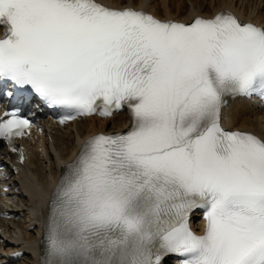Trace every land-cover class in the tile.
Listing matches in <instances>:
<instances>
[{"label":"snow or ice","instance_id":"obj_1","mask_svg":"<svg viewBox=\"0 0 264 264\" xmlns=\"http://www.w3.org/2000/svg\"><path fill=\"white\" fill-rule=\"evenodd\" d=\"M0 24V79L67 110L60 123L124 108L133 121L67 167L42 264H264V136L223 126L228 97L264 98V24L228 11L162 21L97 0H0ZM4 116L9 144L31 127Z\"/></svg>","mask_w":264,"mask_h":264},{"label":"bare ground","instance_id":"obj_2","mask_svg":"<svg viewBox=\"0 0 264 264\" xmlns=\"http://www.w3.org/2000/svg\"><path fill=\"white\" fill-rule=\"evenodd\" d=\"M113 6H124L125 4L145 7L156 15L168 19L174 18L178 20H190L196 15L212 16L216 11L222 8H231L241 14L243 18L253 21L264 20V0H104ZM225 123L231 128H242L252 130L264 136V109L257 108L248 101H235L230 104L225 114ZM125 114L115 115L111 119H100L97 117L86 118L79 122H75L70 126V130L61 134V140L56 147L59 156L55 157L46 148V159L48 163H44L43 159L41 168L35 171L34 176L25 185L24 193L19 196L23 205H12L11 208L20 211L19 219L5 221L9 219H0V233L3 234L2 243L6 240H14L15 236L21 238L24 242H30L37 231L40 216L37 212L32 213L30 206L35 205L43 192L49 191L52 180L57 178L55 171L56 162L62 159H70L72 156L73 142L77 136L88 135L99 130L117 129L123 125ZM47 166H50L48 168ZM38 172H41L39 174ZM51 175V176H50ZM26 209V210H25ZM29 213V214H28ZM37 238L35 241H37ZM3 244H0V246ZM19 248L15 244H9L8 248L0 255L1 260L8 257L9 250ZM26 248V246H22ZM32 249L31 247H28ZM27 249V248H26ZM31 255L16 264H33Z\"/></svg>","mask_w":264,"mask_h":264}]
</instances>
